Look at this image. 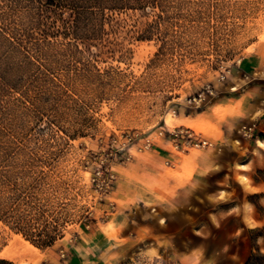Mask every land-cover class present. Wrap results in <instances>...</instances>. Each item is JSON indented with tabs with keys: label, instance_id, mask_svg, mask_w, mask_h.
<instances>
[{
	"label": "rangeland",
	"instance_id": "obj_1",
	"mask_svg": "<svg viewBox=\"0 0 264 264\" xmlns=\"http://www.w3.org/2000/svg\"><path fill=\"white\" fill-rule=\"evenodd\" d=\"M82 32L0 60L3 264L264 254V0H147Z\"/></svg>",
	"mask_w": 264,
	"mask_h": 264
},
{
	"label": "trees",
	"instance_id": "obj_2",
	"mask_svg": "<svg viewBox=\"0 0 264 264\" xmlns=\"http://www.w3.org/2000/svg\"><path fill=\"white\" fill-rule=\"evenodd\" d=\"M146 1L0 0V60L20 52L25 61H31L34 53L28 48L38 51L42 44L50 43L61 27L66 34L75 38H92L84 35L82 28L97 25L106 9H132L142 6ZM66 10L69 12L68 19ZM5 262L0 259V264ZM244 264H264V254L257 249L251 251Z\"/></svg>",
	"mask_w": 264,
	"mask_h": 264
},
{
	"label": "crops",
	"instance_id": "obj_3",
	"mask_svg": "<svg viewBox=\"0 0 264 264\" xmlns=\"http://www.w3.org/2000/svg\"><path fill=\"white\" fill-rule=\"evenodd\" d=\"M250 70H251L250 67H248L247 68V72L249 73ZM238 98L242 99L243 96H240ZM263 114H264V108H263ZM259 125H260L261 129L264 132V116L261 117V121H260ZM262 141L264 142V140H262ZM216 167H217L216 160H210V159L208 160L207 159L203 163H200L199 161H195V164H194L195 173H193V175L190 176V178H189V180L187 182L192 181L193 182V187L196 186L197 184L202 182L200 177H202V176L204 177L206 174H210L209 172H212ZM183 180H186V179H183ZM187 182L185 181V183H187ZM167 183L169 185L170 181H167ZM176 183H177V181H176ZM176 183H175V185L173 183V186H174L173 193L175 194L174 195V200H175L176 197L178 198V196H180L183 193H185V199H187L188 198L189 187L185 186V183L184 184H179V185H177ZM217 183L218 184H226L225 181H221V180L218 181ZM258 186H259L258 184L253 185V188H254V190H256V192H260V189H259ZM220 191L223 192V190H220ZM227 193L228 192L225 193L226 194L225 196H227ZM165 199H166V197H165ZM189 199H190V197H189ZM169 201H171V199H169Z\"/></svg>",
	"mask_w": 264,
	"mask_h": 264
},
{
	"label": "clouds",
	"instance_id": "obj_4",
	"mask_svg": "<svg viewBox=\"0 0 264 264\" xmlns=\"http://www.w3.org/2000/svg\"><path fill=\"white\" fill-rule=\"evenodd\" d=\"M196 251L200 252L201 259H203L204 258V254L206 252V249L201 248L200 246H198L197 248L192 250V252H196Z\"/></svg>",
	"mask_w": 264,
	"mask_h": 264
}]
</instances>
